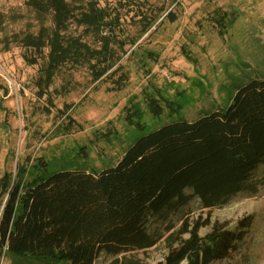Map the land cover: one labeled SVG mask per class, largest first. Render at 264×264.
<instances>
[{"label": "trees", "instance_id": "trees-1", "mask_svg": "<svg viewBox=\"0 0 264 264\" xmlns=\"http://www.w3.org/2000/svg\"><path fill=\"white\" fill-rule=\"evenodd\" d=\"M102 1L80 0L73 6L68 0H29L40 17L50 13L54 23L20 38L34 53L26 56L31 64L49 50L35 82L40 96L48 94L67 63L89 62L95 79L111 69L118 16L111 17ZM167 16L177 19L173 12ZM72 19L98 36L102 47L93 49L66 35ZM163 100L176 115L178 102L153 96L148 98L151 113L162 116ZM48 102L54 106L51 96ZM131 108L126 120L145 129L142 114ZM44 109L51 113L49 106ZM73 123L69 117L68 125ZM54 162L41 156L0 175V257L48 264H95L109 257L101 264H149L141 253L163 242L167 253L155 264H213L237 249L254 216L243 217L234 228L216 221L204 236L200 231L212 224L210 218H186L178 227L169 218L195 199L212 209L241 192L258 191L255 176L264 167V77L240 87L226 109L194 121L170 120L139 137L115 165L94 171Z\"/></svg>", "mask_w": 264, "mask_h": 264}, {"label": "rangeland", "instance_id": "rangeland-1", "mask_svg": "<svg viewBox=\"0 0 264 264\" xmlns=\"http://www.w3.org/2000/svg\"><path fill=\"white\" fill-rule=\"evenodd\" d=\"M68 1L73 6L80 2ZM101 6L111 17L118 16L113 21L111 69L95 79L89 62L67 63L56 73L48 94L40 96L35 82L49 50L37 54L38 62L31 64L26 56L34 53L20 38L54 26L52 15L40 17L29 0H0V175L41 156L53 159L55 167L99 171L115 165L139 137L165 122L194 121L226 109L240 87L264 77V0H105ZM169 12L176 21L169 20ZM65 33L93 49L102 47L99 37L76 19ZM151 96L176 101L180 109L171 115L163 100L164 112L155 117L148 104ZM131 107L142 114L145 129L126 120ZM69 117L75 123L68 125ZM255 178L256 193L241 192L212 209L202 208L195 199L169 218L176 227L186 218H210L212 224L200 231L204 236L216 221L234 228L243 217L254 216L237 249L213 264H264V167ZM166 253L161 242L141 256L155 264ZM108 259L100 257L95 264ZM0 264L48 263L1 256Z\"/></svg>", "mask_w": 264, "mask_h": 264}]
</instances>
